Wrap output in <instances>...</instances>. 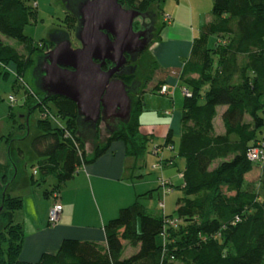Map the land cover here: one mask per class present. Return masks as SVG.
<instances>
[{"label":"trees","instance_id":"16d2710c","mask_svg":"<svg viewBox=\"0 0 264 264\" xmlns=\"http://www.w3.org/2000/svg\"><path fill=\"white\" fill-rule=\"evenodd\" d=\"M27 1L0 0V33L29 53H20L0 38V79L9 78L13 74L9 65L15 66L13 86L23 87L38 109L44 105L48 113L56 110V116L37 121L41 132L31 146L39 159L30 176L32 188L42 187L53 176L56 182L43 193L55 198L82 165L95 162L115 141H122L126 154L135 159L134 167L140 166L154 139L142 130L140 121L144 87L133 96L128 121L103 122L106 132L101 121L92 130L94 137L87 139L80 134L74 101L59 95L45 97L25 84L23 77L35 65L36 50L51 47L45 40L44 47L35 45L25 34L37 14V4ZM160 1L120 0L140 11ZM77 20L69 13V22H77L72 26L75 31ZM121 77L131 84L136 73ZM150 80L151 76L146 78ZM179 83L190 91L184 95L181 135L175 139L169 131L164 144L173 149L178 140L177 152L156 165L172 164L176 156L185 159L183 195L177 199L175 214L151 213L138 195L105 225L106 245L65 238L58 251L44 252L37 262L23 260L24 227L15 222L14 213L24 200L9 191L10 178L18 170L9 150L10 163L5 167L0 163V264H264V158L249 157L251 150L264 146V0H214L212 18L194 38ZM221 106L225 131L217 134L215 119ZM26 126L23 137L29 132ZM154 151L159 154L158 148ZM255 162L261 167L258 183L247 179ZM174 187L161 178L164 195ZM161 207L165 210L164 202ZM127 245L137 250L124 257Z\"/></svg>","mask_w":264,"mask_h":264},{"label":"crops","instance_id":"0c3cea01","mask_svg":"<svg viewBox=\"0 0 264 264\" xmlns=\"http://www.w3.org/2000/svg\"><path fill=\"white\" fill-rule=\"evenodd\" d=\"M161 1H164V6L169 7V11L165 12V7L162 9L165 24L146 48L150 50V62L155 67L156 74L151 75V80L141 87L145 90V108L140 115V121L142 130L155 136L154 132L144 127L142 120L149 115L144 114L145 110L156 109V117L164 123L168 121L166 134L172 131L176 139L181 135L184 104V99L182 103L179 102V87L182 92L179 79L190 57L194 38L199 35L202 26L212 18L209 2L213 4L214 0H171L170 3L168 0ZM167 16H170V19H167ZM157 77L158 82L168 85L170 95L161 94L158 90L153 91L157 86L154 81ZM174 146L177 148L176 142ZM174 146L173 149L163 144L157 146L162 160L174 157L173 150H177ZM134 165L135 159L126 154L125 144L115 141L110 150L95 162L82 165L74 177L64 185L58 198L46 197L42 200V196H38L39 193L35 194L28 178L24 184L26 195L21 196L24 205L14 213V219L22 223L25 233L21 258L37 262L44 252L58 251L65 238L95 241L106 245L105 225L119 214L121 208L133 203L138 196L133 190L136 186L134 178L142 177L143 174L137 172ZM154 168L161 174V177L160 174L158 176V184H155L159 188L161 178L165 179L166 176L165 165H155ZM159 189L161 198L164 189ZM57 199L62 203L63 211L57 223L50 224V209Z\"/></svg>","mask_w":264,"mask_h":264},{"label":"rangeland","instance_id":"374dc122","mask_svg":"<svg viewBox=\"0 0 264 264\" xmlns=\"http://www.w3.org/2000/svg\"><path fill=\"white\" fill-rule=\"evenodd\" d=\"M82 1L83 0H28V5L34 6V4H37V14L36 17L32 18L30 23L25 27V34L31 39L32 42H34L35 45H39V43L43 40L47 41L49 44L50 40H52L54 36L61 33L70 32L72 45L73 47H76V45L79 43L76 39L75 29L72 26L76 25L77 22L73 23L71 21L73 25L69 22V13L74 11L77 12ZM170 2L171 0H168V3ZM160 3L161 10L165 7V12L169 11V7L167 5H163L164 1H161ZM157 4L158 3L154 4L153 11L159 15L156 25V27L159 29L160 27L162 28L164 26L165 22L164 12H160L159 6ZM212 8L213 4L209 2V9ZM0 38L5 43L16 46L20 53L29 56V53L25 50V47L19 44L15 39L2 33H0ZM214 40L215 38L213 37L211 39V43H213ZM45 52L46 48H44V50H36L35 54L33 55L35 58V65L34 67H31L23 77L24 82L29 87V89H32L36 92H41V87L39 85V78L41 74L39 67L37 66L38 60L40 54ZM151 59L150 50H145L136 61L131 63L133 66H135L134 69L136 72V78L140 82H143V86L146 84V78L148 79V76H154V74H156L155 67H153L152 63L150 62ZM9 68L13 70V74L7 79H0V163L4 164V167L10 163V150L12 157L11 161L13 165L17 163L18 170L17 175H14L10 178L11 183L9 184V191L13 193V195L24 196L26 195L24 184L32 175L34 171L33 166L37 164L39 159L38 155L31 146L33 138H35L41 132V130L38 128L37 121L39 118L47 120L50 118V114H56V110L48 113L46 112L44 105L41 106V109H38L35 102L30 103L28 100L30 95L29 97L26 96L25 89L20 86L16 88L13 86L16 78L14 73L15 66L9 65ZM157 78L158 79L154 81L158 86L156 87L157 89L153 88V90H158L164 95H170L171 90H169V93H164L163 90L161 92L162 86L165 85V83L163 84L158 82L159 77ZM178 93L180 98L179 102L182 103L184 99V92H181L180 87L178 88ZM10 96H14L15 100H11ZM37 100L38 102L41 101L39 98H37ZM31 106H35L33 108L36 110L30 109ZM155 110H145L144 112V114L149 115H145V120H142L143 125L146 129H149V131L154 132L155 136L150 142L149 150L146 152L141 165L136 168V171L140 174L142 173L143 176H136V178H134L136 186L133 190L136 191L137 195H140V202L144 204L151 213L162 214L165 212V214L174 215L177 199L183 195V191L180 187L184 183L182 171L185 167V159L180 156H176L175 161L172 164L165 165V179L171 181L175 187L171 192L165 194V197L162 194L161 198H159L160 189L158 188V185L155 184H158L157 180L160 171L156 170L154 166L157 165V163L161 160V156L156 154L154 150L160 144H165L167 136L166 133L168 131V121H165L164 123L162 120L156 117L154 112ZM11 111L14 112L13 115H10ZM223 111L224 107L221 106L219 108V114L215 119V133L217 134L224 133V124L222 119ZM27 123L29 125V132L26 137H23L27 129ZM104 125L105 124L103 123L101 127H103V132H106ZM176 144H178V140H176ZM176 152L177 150H173L174 155H176ZM170 161L168 163H170ZM260 173V164L259 162H255L254 169L250 174L247 175V179L254 183H258ZM55 182L56 179L51 176L48 182L42 187H34L36 192L35 194L37 195V193H39L40 195L38 196H42V200L46 199L43 193L44 189H50ZM161 202L165 203V210H163L161 207ZM131 204L127 206H130ZM15 222L17 221L15 220ZM136 250L137 249L135 247L127 245V249L124 252V257L130 256L134 253V251L136 252Z\"/></svg>","mask_w":264,"mask_h":264},{"label":"water","instance_id":"95a60500","mask_svg":"<svg viewBox=\"0 0 264 264\" xmlns=\"http://www.w3.org/2000/svg\"><path fill=\"white\" fill-rule=\"evenodd\" d=\"M151 12L149 28L135 31L134 22ZM71 14L78 18L75 35L81 46L73 47L70 32L50 40L54 47L40 54L38 60V93L74 101L80 134L90 139L99 122L109 125L130 119L133 96L140 93L143 82L135 78L127 84L121 76L136 73L131 63L157 37L159 15L153 8H125L120 0H83L78 11Z\"/></svg>","mask_w":264,"mask_h":264},{"label":"built area","instance_id":"2783aa9c","mask_svg":"<svg viewBox=\"0 0 264 264\" xmlns=\"http://www.w3.org/2000/svg\"><path fill=\"white\" fill-rule=\"evenodd\" d=\"M167 19H170V16H167ZM39 46L44 47V44L41 42L39 43ZM46 50H48V47H45ZM164 93H169V87L168 85H163L161 92ZM182 91L184 92V95H190V91L187 88H183ZM11 100H15L14 96H10ZM53 117V116H52ZM55 119V118H54ZM57 120V119H55ZM249 157L252 160H261L264 158V146H257L256 148H254L253 150H251V152L249 153ZM169 190V189H168ZM55 196L58 197V194H56ZM63 211V205L59 200H56L53 204V206L50 209V213H49V221L51 224H55L57 223V221L60 218V215ZM175 220H171L172 223H174Z\"/></svg>","mask_w":264,"mask_h":264},{"label":"flooded vegetation","instance_id":"af4514ba","mask_svg":"<svg viewBox=\"0 0 264 264\" xmlns=\"http://www.w3.org/2000/svg\"><path fill=\"white\" fill-rule=\"evenodd\" d=\"M123 5V4H122ZM123 7H125V8H128V7H126V6H123ZM140 18H141V20H140ZM138 20H136L135 22H134V29H135V31H141V30H146V28L148 27L149 28V24L151 23V20H152V12H151V14L148 16V17H146V18H142V17H140ZM78 21V20H77ZM79 44L78 45H76V47H80L81 46V43L79 42V41H77ZM54 46L53 45H51V47H49V49H51V48H53ZM126 56L128 57V58H130V56L129 55H127L126 54Z\"/></svg>","mask_w":264,"mask_h":264},{"label":"clouds","instance_id":"9594fccd","mask_svg":"<svg viewBox=\"0 0 264 264\" xmlns=\"http://www.w3.org/2000/svg\"><path fill=\"white\" fill-rule=\"evenodd\" d=\"M49 48V47H48ZM47 51V50H46Z\"/></svg>","mask_w":264,"mask_h":264}]
</instances>
